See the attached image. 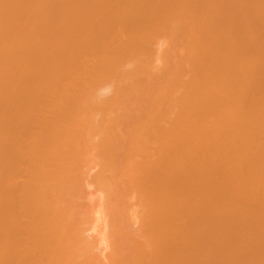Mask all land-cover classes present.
Segmentation results:
<instances>
[{
    "label": "bare ground",
    "instance_id": "obj_1",
    "mask_svg": "<svg viewBox=\"0 0 264 264\" xmlns=\"http://www.w3.org/2000/svg\"><path fill=\"white\" fill-rule=\"evenodd\" d=\"M263 135L264 0H0V264H264Z\"/></svg>",
    "mask_w": 264,
    "mask_h": 264
},
{
    "label": "rangeland",
    "instance_id": "obj_2",
    "mask_svg": "<svg viewBox=\"0 0 264 264\" xmlns=\"http://www.w3.org/2000/svg\"><path fill=\"white\" fill-rule=\"evenodd\" d=\"M175 45H176V46H179V45H177V43H176ZM175 45L173 46V49H174V48H175V49H176V48H177V49H180V46H179V47H176ZM175 49H174V52L172 51V55H174V54H175V55H178L177 52H180V50H177V51H176ZM175 51H176V52H175ZM176 53H177V54H176ZM191 67H192V66H191ZM192 69H193V68H192ZM192 69L190 68V70H192ZM189 72H190V73H189ZM189 72H188V73H189L188 77L191 78L190 80H195V73H194L195 71L193 70V71H189ZM191 74L194 76V79H192L193 76H192ZM190 76H192V77H190ZM108 92H109V91H108ZM108 92H107V94L109 95ZM252 93H253V91H252ZM256 94H257V92H256ZM252 95H255V91H254V94H252ZM105 97H108V96L105 95ZM255 97H257V95H255ZM246 109H247V108H246ZM246 109H245V110H246ZM263 136H264V135H263ZM262 140H264V139L261 138V142L263 143L264 141H262ZM263 144H264V143H263ZM263 158H264V157H263ZM261 161H262V160H261ZM261 161H260V163H259L258 165L261 164ZM263 161H264V159H263ZM263 161H262V164H263ZM262 164L259 166V167H261V169L258 167V168L260 169V170L258 169L260 173L264 171V167H263L264 164H263V165H262ZM262 169H263V170H262ZM97 170H98V169H97ZM97 170H96L94 173H98ZM99 172H100V171H99ZM94 173H92V175H93ZM261 174H262V173H261ZM262 175H264V174H262ZM95 176L97 177V175H95ZM95 176H91V177H89L88 179H90V178L93 179V177L95 178ZM88 179H87L86 181H89ZM94 181H95V185H96V183H97V184L100 183V181H99L98 179H97V180H93V181L91 180V181L87 182V184H89L88 186H91V185H90V182L93 183ZM97 181H98V182H97ZM263 181H264V180H263ZM263 181L260 182V185H261V186H262V183H263V185H264V182H263ZM92 183H91V184H92ZM87 184H86V186H87ZM95 185H94V187L92 186L93 189L95 188V189H94L95 192H94V190L91 189V190H92V193H88V195H89V194L92 195L93 193H95V194H99V195H100L98 189H100V188L102 187V185H101V184H100L101 186L98 185L99 187L96 185L97 188H96ZM260 185L258 184L259 187H260ZM88 186H87V187H88ZM256 186H257V185H256ZM258 186H257V187H258ZM259 187H258V188H259ZM263 187H264V186H262V188H263ZM88 188H90V187H88ZM262 188H261V190L264 192V190H263L264 188H263V189H262ZM96 189L98 190V193L96 192V191H97ZM90 192H91V191H90ZM91 195L88 196V197L91 198ZM93 195H94V194H93ZM93 195H92V197H93ZM99 195H98V196H97V195H94V197L92 198V199H94V200L91 199V200H92L91 204L88 202L90 199H88V201H86V202L89 203L90 209H92L96 204H97V205L100 204V202H99L100 200H99V199L102 198V197L99 196ZM96 196H97V198H99L98 200H95ZM97 198H96V199H97ZM102 199H103V198H102ZM102 199H101V200H102ZM93 201H94V202L97 201V203L94 204ZM86 202H85V204H86ZM98 202H99V203H98ZM101 202H102L101 205H104V203H103L104 200L101 201ZM85 204H83V207H82V208L85 207ZM93 204H94V205H93ZM91 205H93L92 208H91ZM86 207H88V206L86 205ZM86 207H85V208H86ZM97 207H98V208H97V212L99 213V211L101 210V208H102L103 206H102L101 208H99L100 205L97 206ZM85 208L82 209L83 213L81 212V214L84 215V216H82V217H83V221L86 222V221L88 220V218H86V217H89L88 215H92V212H93V211H96V206H95V208H93V209H95V210H93V211H92V210H88L89 208H86V210H88L89 212H88V211L84 212ZM98 209H99V210H98ZM104 209H105V207L102 208L103 212H102V210H101L102 215H101V213H99L101 216L98 215L97 212H96V213L93 212V216H94V217H92V219H95L96 221H99L100 225H101V222H103V221H101V220H103V218L101 219V217H102L104 214H107V213L105 212L106 210L104 211ZM90 212H91V213H90ZM85 213H86V214L90 213V214L85 215ZM96 214H97L100 218H99L98 216H96ZM85 216H86V217H85ZM105 216H106V215H104V217H105ZM96 217H98L100 220H98V218L96 219ZM107 217H108V214H107V216H106V221H107ZM84 218H85V219H84ZM90 219H91V216L89 217V220L87 221V222H90V221H91L89 224H91L92 222H93V223L96 222L95 220L93 221V220H90ZM108 219H109V217H108ZM100 221H101V222H100ZM99 223L97 222V224H99ZM97 224L95 223L96 227L98 226ZM98 228H99V226H98ZM96 230H97V229H96ZM96 230H95V232H96ZM95 232H94V233H95ZM227 234H228V233H227ZM228 235H229V234H228ZM103 241H104V240H103ZM247 252H249V251H245V253H247ZM249 253H251V252H249ZM257 253H258V252H257ZM257 253H256V254H257ZM259 254H261V253L259 252ZM257 255H258V254H257ZM104 261H105V260H104ZM106 262H107V261H105V263H106Z\"/></svg>",
    "mask_w": 264,
    "mask_h": 264
}]
</instances>
